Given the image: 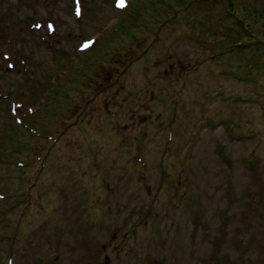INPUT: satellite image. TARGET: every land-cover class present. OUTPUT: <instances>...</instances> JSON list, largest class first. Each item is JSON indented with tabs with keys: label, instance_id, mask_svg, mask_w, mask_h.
I'll list each match as a JSON object with an SVG mask.
<instances>
[{
	"label": "rangeland",
	"instance_id": "1",
	"mask_svg": "<svg viewBox=\"0 0 264 264\" xmlns=\"http://www.w3.org/2000/svg\"><path fill=\"white\" fill-rule=\"evenodd\" d=\"M178 1L0 0V264H264V0Z\"/></svg>",
	"mask_w": 264,
	"mask_h": 264
},
{
	"label": "trees",
	"instance_id": "2",
	"mask_svg": "<svg viewBox=\"0 0 264 264\" xmlns=\"http://www.w3.org/2000/svg\"><path fill=\"white\" fill-rule=\"evenodd\" d=\"M194 1L197 2L199 0H194ZM203 1L206 2L207 0H203ZM246 1L251 2V0H246ZM179 2H180L181 6L179 5ZM189 2H191V0H183V1L181 0V1L175 2V3L172 4V9H174L175 7H177L176 9H180L182 7V10H184L185 6ZM229 3L231 5V1H229ZM240 7H241V11H243V12L245 11V12H247V14H249L248 9L247 8H243L242 4H240V6L232 7L233 10H231L229 8V10L226 11L225 14H224V18H226V20H227L226 22H227L228 25L222 27L224 37H223V39L220 38V42H222V45H224L223 42H226L228 44L232 43L233 47L232 48H228V49H224L225 51L223 53H220L218 56L212 55L211 56V60H213V62H215V63L220 64L221 61H223L222 57H225L226 55L227 56L232 55L234 52L236 54H238L239 59H241L240 55H242L246 51L243 48L244 45L249 44V45H253L255 47L256 44H258V39H259L258 35L256 33L252 32L250 30V27L247 24L244 23V19H243L242 16H240L239 14L234 12V10L240 9ZM259 11H261V13H259L258 11H256V13L259 14L260 16H263L264 10H259ZM170 20H171L170 17L165 16V18H163L161 21H162V23H166V22H168ZM145 27L146 26H145V23H144L142 28H145ZM131 30H132V28L128 29V30L126 29L125 31L129 32ZM246 33L248 34V37L246 35H244ZM129 37H130V39L133 38L134 34L129 35ZM244 37L247 38V40H244ZM242 40L244 41V43L242 42ZM216 44H217V42L215 41L212 44V46L215 47ZM137 57H140V56H137ZM127 67H128V65H126L125 67L121 68V72L122 73L125 72V68H127Z\"/></svg>",
	"mask_w": 264,
	"mask_h": 264
},
{
	"label": "snow or ice",
	"instance_id": "3",
	"mask_svg": "<svg viewBox=\"0 0 264 264\" xmlns=\"http://www.w3.org/2000/svg\"><path fill=\"white\" fill-rule=\"evenodd\" d=\"M123 5V0H118V6H122Z\"/></svg>",
	"mask_w": 264,
	"mask_h": 264
}]
</instances>
